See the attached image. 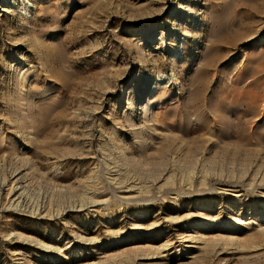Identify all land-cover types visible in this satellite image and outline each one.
I'll return each mask as SVG.
<instances>
[{"label": "rangeland", "instance_id": "rangeland-1", "mask_svg": "<svg viewBox=\"0 0 264 264\" xmlns=\"http://www.w3.org/2000/svg\"><path fill=\"white\" fill-rule=\"evenodd\" d=\"M228 1L231 26L215 33L217 0H0V187L22 165L30 206L106 202L33 219L0 195V264H91L186 234L264 245V0ZM16 112L33 113L25 133H13ZM80 235L102 242L86 249Z\"/></svg>", "mask_w": 264, "mask_h": 264}, {"label": "bare ground", "instance_id": "bare-ground-1", "mask_svg": "<svg viewBox=\"0 0 264 264\" xmlns=\"http://www.w3.org/2000/svg\"><path fill=\"white\" fill-rule=\"evenodd\" d=\"M217 1H221L222 4L212 3L210 5V7L208 9L209 14H210L209 15V21L212 24V29L215 30V33H217L216 31L223 33L224 29L226 30V28H227L226 26L229 25L230 21L232 20L230 18V11L232 9L233 3L231 5V2H229L228 0H217ZM233 24H234V22H233ZM230 26H231V23H230ZM254 102H255V100H253L252 104ZM239 103H240V101H236L234 105H237ZM30 106L31 105H29V107ZM19 107H21V106H19ZM216 108H217L216 110L220 109V105L217 106ZM15 114H16L15 119H14L15 126H13V133L15 131H16V133L17 132L18 133H21V132L25 133L27 131V129L30 128V127H28V123L30 121V116L33 113L31 115L29 114L27 116H21L22 114H20L19 112H16ZM220 118H221V122L224 124H227L230 121L229 116L227 114L226 115L225 114L220 115ZM9 119H10V122L12 123L13 119H11V118H9ZM33 120L34 119L32 118L31 121L33 122ZM30 126H32V125H30ZM0 133H6V128L3 124L0 125ZM10 134H12V132H10ZM171 135H173V134H171ZM0 139H1V137H0ZM0 148H2V146ZM15 150L17 151V149H15ZM169 150L170 149H167L163 153L165 154ZM18 153L14 154L17 158L19 156ZM17 158H15L14 160H16ZM19 160H21V159H18V161ZM21 163H25V161L21 160ZM26 163H27V161H26ZM159 163H160L159 165H163V161L162 162L159 161ZM22 167L23 166L21 165L15 169H13L11 174H9L10 175L9 178L8 177L5 178L4 182L2 183V185L0 187V195L4 196V202L1 204L2 209L9 210V211H16L21 216H25V217H29V218H33V219H38V218H41V219L44 218L45 219V217H47V216H50V217L51 216H57L58 217V216H61L67 212H72V213L76 214L77 216H80L84 213H87V214L90 212L97 213L98 211L104 210V206H105L106 202L98 199V197H97L98 195L91 197V200L88 203H86V202L85 203H82V202L81 203H71V204L69 203L67 205H64L63 207L59 206V208H57V209H52L51 211L48 208L47 202H45V203L43 202V205H40V204L35 205L34 204L35 206H30L29 205V199H28L27 194H26V186H25L27 178H26V174H23L24 169ZM51 171H53V170H51ZM169 172H171V171L169 170ZM52 174H53V178L56 180H58L62 177L59 168L56 169L54 171V173H52ZM113 174L114 175L112 177L116 182L120 178L119 177L120 174H118V172L113 173ZM165 176H166V173H162L160 176H158V178H156L153 181V186H159V189H161L165 185L162 183L163 182L166 183L169 181L168 178H166ZM120 180H123V178L122 179L120 178ZM132 182H134V181H132ZM132 182H130V183H132ZM250 182H252V181H250ZM255 182L257 183V181H255ZM127 183H129V182H127ZM200 184L203 185L204 181L202 180L200 182ZM254 184H252V185H254ZM121 188L125 190V192H124L126 194L125 196H129L131 198L136 197L137 194H140L139 188H137L136 186L131 185V184L123 185ZM141 189L144 192V189L143 188H141ZM65 191H66V189H65ZM146 191H148V190H146ZM89 192H90V190H89ZM90 195H92V194H90ZM240 225H241V223H240ZM258 230L260 231V233L262 235H264V229L259 228ZM259 231H258V233H259ZM254 232H256V230ZM121 235H123V233H120L119 236H121ZM217 236H218V234H217ZM118 237H117V239H118ZM221 237H223V236H221ZM76 238L78 240L79 245L84 246L86 249L92 248V247H97V245L100 244V242H102V240H98L97 238H87L83 235L77 236ZM226 238L227 239H225V241L224 240H221L222 242L219 241V244L218 243H212V242L206 243L205 241H200V242L194 241L195 239L193 237H191L189 235L187 236V234H186V235H183L182 240L177 243L178 245L176 247L172 243H165V245L164 246L162 245V248H160V249L149 248V249H146L144 251L141 250L140 252H137L134 255L117 254L115 256L106 257L107 255L105 254V257L102 260H99L98 262H94L91 264H174V263H176V264H186V263L187 264H196V263H199V264L200 263H202V264H207V263L208 264H234L235 261H238V262L242 261L245 264H254L256 262L259 263V261L264 258V245H259V241H258L259 239L253 238V239H250L247 241H239L238 239L232 240V239H228V237H226ZM261 238H262V236H261ZM9 239L14 241L15 243H20V244L25 245V246L34 247L38 251H41L42 253H47V254H51V255H59L62 252L61 248H59V247H51V246L45 244L44 242H42L41 240H39L35 237H32L30 235H26V234L21 233V232L12 233L9 236ZM221 239H223V238H221ZM121 243H123V241H121ZM186 244H196V245H194L195 247L193 246L192 249H190L191 251H189L188 254H186V255L180 254L179 253L180 251H182V250L184 251L185 248H188V246H190V245H186ZM171 249H173L174 252L170 254L169 252ZM118 251H120V250H118ZM16 256L18 257L16 259L17 264H30L25 258H23L24 256L22 257L20 254H16Z\"/></svg>", "mask_w": 264, "mask_h": 264}]
</instances>
